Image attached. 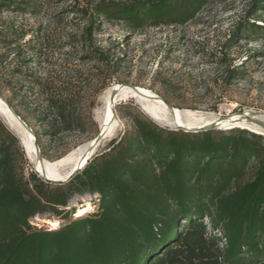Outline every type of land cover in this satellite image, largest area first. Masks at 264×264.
<instances>
[{
	"label": "trees",
	"instance_id": "obj_1",
	"mask_svg": "<svg viewBox=\"0 0 264 264\" xmlns=\"http://www.w3.org/2000/svg\"><path fill=\"white\" fill-rule=\"evenodd\" d=\"M207 1L98 0L79 10L86 20L82 59L96 60L107 74L103 89L120 57L92 42L102 20L134 30L183 25ZM245 3L234 37L264 36V0ZM36 8L34 0H0L7 52L0 70L12 97L53 137L84 125L76 72L55 66L27 26L1 17ZM6 54L12 57L3 65ZM128 115L122 133L59 184L25 166L24 150L0 119V264H264V136L245 128L186 132ZM31 130L44 154L40 133ZM86 195L95 197L88 200L93 210L76 216L71 200ZM39 214L58 218V226H30Z\"/></svg>",
	"mask_w": 264,
	"mask_h": 264
},
{
	"label": "rangeland",
	"instance_id": "obj_2",
	"mask_svg": "<svg viewBox=\"0 0 264 264\" xmlns=\"http://www.w3.org/2000/svg\"><path fill=\"white\" fill-rule=\"evenodd\" d=\"M97 1L34 0L35 13L1 16L13 17L14 21L31 29L34 41L43 43L48 59L56 63L55 66L60 64L72 69L78 78L81 97L77 107L84 125L80 130L51 137L42 133L44 128L37 118L12 97L0 70V96L12 102L29 127L40 133L42 157L58 159L97 136L102 97L114 83L145 87L175 108L220 114L246 110L264 116V36L234 37L237 24L245 17V0H208L195 17L183 25L162 24L134 30L121 21L102 20L100 28L92 34V42L110 51L113 60L120 57L118 71L111 76V84L103 89L107 74L101 72L96 60L82 59L84 49L80 43L86 20L81 18L79 10ZM231 39L234 42L230 45ZM0 53H7L2 46ZM4 57L3 65H8L12 55ZM229 70L237 74L229 76ZM130 100L133 102L126 108H118L117 102L118 124L111 136L99 142L94 153L106 147L130 124L128 113L148 116L133 98L120 100V103L127 104ZM0 119L10 129L1 116ZM10 131L18 139L19 136ZM17 144L20 146L19 139ZM25 158V166L34 170L32 161ZM88 200L95 197L76 196L70 204L76 210L80 206L77 201L84 204ZM90 204L93 206V202ZM49 216L39 214L31 218L29 224L34 228H48L42 220ZM51 219L60 221L56 217Z\"/></svg>",
	"mask_w": 264,
	"mask_h": 264
},
{
	"label": "bare ground",
	"instance_id": "obj_3",
	"mask_svg": "<svg viewBox=\"0 0 264 264\" xmlns=\"http://www.w3.org/2000/svg\"><path fill=\"white\" fill-rule=\"evenodd\" d=\"M132 86L133 88L131 87V84L127 85L114 83L104 92L102 97V111L99 116V128L104 138L111 136L114 132L113 130L115 126L118 124L117 117L114 116L113 118V115L110 112V109L112 108L110 94L112 91L118 92L115 97L116 100L114 104L120 100L133 98L140 105L142 111L148 116L153 114V116L160 120L164 119L165 122L169 124H179L186 130L193 131L194 129L210 127L222 130L229 128H245L256 134L260 133L264 135V128L255 122L258 120L264 122V116L260 114L255 115L246 110L238 113L233 112L220 114L216 112L204 113L198 110L191 111L178 107L175 108L170 105L168 106L166 101L153 91L145 87L142 88L136 85ZM4 101V98L0 96V116L4 119L8 127L19 136L24 145V149L27 152L28 158L43 176L49 179H63L66 177L68 172L75 167H78L88 156H90V154L95 152L98 145L96 143V137L81 144L80 146H77L73 150H70L58 159L47 160L44 157L37 158L34 154L31 135L28 134L18 120L13 117ZM173 114L175 115V118L172 117ZM91 210H93V206L89 203V201H85L83 205L78 207L75 215L80 216L83 215V212ZM42 222L47 224L49 228L58 226L59 224L56 219H43Z\"/></svg>",
	"mask_w": 264,
	"mask_h": 264
},
{
	"label": "water",
	"instance_id": "obj_4",
	"mask_svg": "<svg viewBox=\"0 0 264 264\" xmlns=\"http://www.w3.org/2000/svg\"><path fill=\"white\" fill-rule=\"evenodd\" d=\"M131 87L133 88V86L131 85ZM118 94V92L117 91H112L111 92V94H110V99H111V103H112V108L110 109V112H111V114L113 115V118H114V116H116L115 115V106H116V104H118V103H120V101L118 102V103H116V104H114V102H115V97H116V95ZM5 103H6V105L8 106V108H9V110L11 111V113H12V115H13V117L14 118H16L17 120H18V122L25 128V130L27 131V133L28 134H30L31 135V139H32V145H33V150H34V154H35V156L37 157V158H42V153H41V150H40V148H39V145H38V142H37V139H36V136H35V134H34V132H33V130H31V128L26 124V122L22 119V118H20L19 116H18V114L17 113H15V111H14V109L9 105V103L8 102H6V101H4ZM167 103V102H166ZM167 105L169 106L170 104L169 103H167ZM171 106V105H170ZM150 114V113H149ZM172 114V113H171ZM172 117L173 118H175V115L173 114L172 115ZM149 118L150 119H152L155 123H157L158 125H160V126H166V127H169V128H171V129H175V130H177V129H181V130H184V131H186V132H197V131H206V130H210V129H217V128H214V127H210V128H201V129H194L193 131L192 130H186V129H184L182 126H180L179 124H177V125H174V124H169V123H167V122H165V120L164 119H158V118H156L155 116H153V114H150L149 115ZM256 122V124H258V125H260L261 127H263L264 128V122L263 121H260V120H258V121H255ZM10 130V129H9ZM248 130V129H247ZM250 131V130H249ZM98 133H97V136H96V143L97 144H99V142L104 138L103 137V135H102V132H101V130H100V128L98 127V131H97ZM250 132H252V131H250ZM254 133V132H253ZM256 134V133H255ZM258 134H260V133H258ZM262 135V134H261ZM264 136V135H263ZM18 139H19V142H20V146L22 147V150H24V153H25V156L28 158V155H27V152H26V150L24 149V145H23V143H22V141L20 140V138L18 137ZM94 154V153H93ZM93 154H90V156H88L78 167H75L74 169H72L70 172H68V174L66 175V177H64L63 179H52V178H47V177H45V176H43L39 171H38V169L34 166V171L35 172H37V174L44 180V181H46V182H51V183H54V184H59V183H65L66 182V180L67 179H69L71 176H73L74 174H76L78 171H80L83 167H84V165H85V163H86V161L93 155ZM29 159V158H28ZM30 161V160H29ZM31 162V161H30Z\"/></svg>",
	"mask_w": 264,
	"mask_h": 264
}]
</instances>
